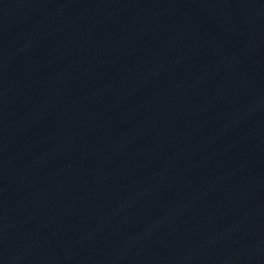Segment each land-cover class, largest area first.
Masks as SVG:
<instances>
[{"label": "water", "instance_id": "95a60500", "mask_svg": "<svg viewBox=\"0 0 264 264\" xmlns=\"http://www.w3.org/2000/svg\"><path fill=\"white\" fill-rule=\"evenodd\" d=\"M0 264H264V0H0Z\"/></svg>", "mask_w": 264, "mask_h": 264}]
</instances>
